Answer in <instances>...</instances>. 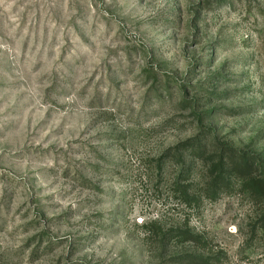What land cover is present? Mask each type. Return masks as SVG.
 <instances>
[{
    "label": "rangeland",
    "instance_id": "1",
    "mask_svg": "<svg viewBox=\"0 0 264 264\" xmlns=\"http://www.w3.org/2000/svg\"><path fill=\"white\" fill-rule=\"evenodd\" d=\"M197 138L264 160V0H0V264H264Z\"/></svg>",
    "mask_w": 264,
    "mask_h": 264
},
{
    "label": "trees",
    "instance_id": "2",
    "mask_svg": "<svg viewBox=\"0 0 264 264\" xmlns=\"http://www.w3.org/2000/svg\"><path fill=\"white\" fill-rule=\"evenodd\" d=\"M190 146L186 147V152L193 155L205 163L209 164L210 189L215 192L224 186L229 177H235L241 181L242 187L250 193L256 200L264 203V160L258 155H251L246 151L230 145L228 143H216L209 149V144L205 139H195L190 141ZM262 229L264 230V213L261 219ZM151 223L147 225L151 232H158L161 228ZM164 236L170 238H180L187 242L193 241L194 236L187 232L171 234L164 232ZM188 264H209V262L199 256L185 257Z\"/></svg>",
    "mask_w": 264,
    "mask_h": 264
}]
</instances>
